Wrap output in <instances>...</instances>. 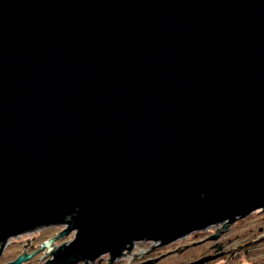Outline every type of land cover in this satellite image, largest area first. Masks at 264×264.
<instances>
[{"label":"water","instance_id":"water-1","mask_svg":"<svg viewBox=\"0 0 264 264\" xmlns=\"http://www.w3.org/2000/svg\"><path fill=\"white\" fill-rule=\"evenodd\" d=\"M259 210L264 0H0V252L60 225L45 264H112Z\"/></svg>","mask_w":264,"mask_h":264},{"label":"flooded vegetation","instance_id":"flooded-vegetation-1","mask_svg":"<svg viewBox=\"0 0 264 264\" xmlns=\"http://www.w3.org/2000/svg\"><path fill=\"white\" fill-rule=\"evenodd\" d=\"M263 212L264 210L255 211L245 218H238L233 224L218 223L209 226L166 246H152L142 250L147 253L141 251L133 256L127 264H144L154 260L156 261L152 264H264V222L259 226H247V229L241 232L238 230L242 229V225L246 224L253 215ZM53 227L60 228L59 233L41 240L42 234ZM64 228L60 225L43 227L9 239L0 252V264H11L21 256H29V259L22 264H45L52 260L53 253L64 245L58 244L60 239L64 238L59 237ZM48 240L52 241L50 252L48 248H42V244ZM200 248H203L206 253L185 262H169L179 255L193 253ZM157 252L160 254L152 257ZM109 260V255H104L93 263L78 264H110ZM118 261L117 259L112 264Z\"/></svg>","mask_w":264,"mask_h":264},{"label":"rangeland","instance_id":"rangeland-1","mask_svg":"<svg viewBox=\"0 0 264 264\" xmlns=\"http://www.w3.org/2000/svg\"><path fill=\"white\" fill-rule=\"evenodd\" d=\"M262 222H264V212L263 213H260V214H255L253 215L246 224H243L242 226V229H238L243 231L244 229H247V226L248 227H252V226H259V225H262ZM59 230L60 228L58 227H53L51 229H48V231H43L44 234H42V238H46L48 237L49 235H57V233H59ZM41 232V231H40ZM74 233H72L71 235L67 236V237H64L62 239H60V241L58 242V244H65V243H69L71 240H73L74 238ZM40 240V241H41ZM155 246V245H158L157 243H149V242H137L133 248V250L127 254V255H124L122 258L118 259V263L116 262L115 264H127V262L138 252H140L141 249L143 250H146V249H149L150 247L152 246ZM206 253V251L203 249V248H200L199 250L197 251H193L192 252H187L183 255H179L177 256L173 261H169L170 263H175V262H185V261H189L191 259H193V257L197 256V255H201V254H204ZM160 252H157L155 253L153 256H156V255H159ZM127 260V262H126Z\"/></svg>","mask_w":264,"mask_h":264},{"label":"built area","instance_id":"built-area-1","mask_svg":"<svg viewBox=\"0 0 264 264\" xmlns=\"http://www.w3.org/2000/svg\"><path fill=\"white\" fill-rule=\"evenodd\" d=\"M149 243H154V242H149ZM136 244V243H135ZM158 244V243H157Z\"/></svg>","mask_w":264,"mask_h":264}]
</instances>
